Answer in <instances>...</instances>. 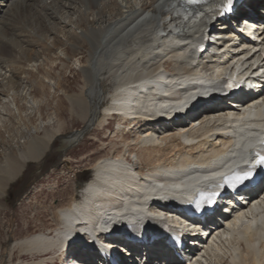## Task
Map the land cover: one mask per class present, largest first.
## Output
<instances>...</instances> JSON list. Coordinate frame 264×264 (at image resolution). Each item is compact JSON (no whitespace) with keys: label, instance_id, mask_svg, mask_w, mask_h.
Masks as SVG:
<instances>
[{"label":"bare ground","instance_id":"1","mask_svg":"<svg viewBox=\"0 0 264 264\" xmlns=\"http://www.w3.org/2000/svg\"><path fill=\"white\" fill-rule=\"evenodd\" d=\"M261 1H244L243 9H247L244 11L251 13L250 24L243 30L240 28L243 37L239 33L232 34L233 39L242 37L241 44L230 46L236 52L234 56L240 54L232 65L243 55L245 59L241 64L250 69V57L264 49V12L259 15L255 12ZM216 5L217 0H208L192 11L182 0H0V42L9 45L13 41L8 36L10 25L31 12V7L36 14L44 16L46 23H51L45 28L41 16L28 14L24 19L31 21L33 35H61L53 38L50 45L62 58L47 59L38 52L34 54L28 46H20L25 54L18 51V56L9 59L13 71L9 64H0L2 85L14 93L15 99L23 100L26 115L36 111L40 103L31 95L33 83L37 81L30 80L28 86L21 84L29 74L24 68L20 71L21 81L17 79L16 63L24 61L47 70L56 62L63 68L68 67L75 58L77 65L74 66L80 70L82 81L79 93L65 92L58 86L59 79L51 82L50 70L39 83L50 82V92H62L69 101L70 112L88 121L93 113L92 99L102 96L100 80L107 77L113 83L114 92L97 123L103 125L116 113L118 130L130 132L136 127L131 143L126 142L121 132L119 141L125 149L115 146V155L94 163L92 177L78 186L79 199L73 196L69 204L55 208L57 226L52 229L53 233L37 232L18 242L20 247L43 256L33 261L34 264H55L56 258L64 262L71 250L89 245L92 240L105 239L103 235L110 230L134 229L152 235L149 226L156 223L160 204L165 206L169 200L178 198L180 203L184 202L200 186L214 183L217 173L243 163L249 150L257 147L258 139L264 136V112L255 113L257 109L240 111V105L235 103L214 106L196 118H192V113L180 118L173 116L171 120L155 115H173L182 106L191 105L207 88L214 87L210 78L211 64L194 65L192 45L199 38L202 25L212 20L215 12L211 8ZM243 18L247 17L241 18L245 22L247 19ZM84 43L88 54L86 60L81 61L75 55ZM66 45L70 47L69 53ZM260 67L264 68V59ZM255 75L257 69L252 68L251 80ZM41 86L44 88L43 84ZM11 108L0 92V122L5 118L4 110L12 114L20 112L18 102L13 110ZM63 126L64 121H58L44 134L37 133L41 125L24 128L26 148H20L14 155L6 149L1 153L0 197L26 162L37 161L44 155ZM24 133L18 135L20 142ZM13 141L16 142L15 138ZM133 152L138 159L144 157L146 169H132L133 159L126 154ZM226 162L230 163L223 165ZM261 201L254 220L247 221V215L235 219L228 229L213 230L212 236L198 239L203 243L200 249L186 254L188 262L176 261L175 264H264V198ZM122 204L124 207L120 210L118 207ZM252 222L256 225L252 226ZM140 246L133 249V256L125 264H139L142 256L149 254L144 257L147 263L142 264H162L163 255H157L155 241L149 236ZM159 250L167 251L165 246Z\"/></svg>","mask_w":264,"mask_h":264},{"label":"rangeland","instance_id":"2","mask_svg":"<svg viewBox=\"0 0 264 264\" xmlns=\"http://www.w3.org/2000/svg\"><path fill=\"white\" fill-rule=\"evenodd\" d=\"M31 8V12H26L10 25L8 36L14 42L11 41L9 45L6 42H0V64L11 65L9 59L18 56L19 52L25 54L20 50L27 48V46V49L34 51V54L38 52L45 55L47 59L62 58L53 52V50L57 52V49L50 45L54 41L53 38L61 35L53 37L54 35L50 33L47 36L37 33L42 35V38L32 34L34 30H31V21L24 19L31 16L32 12L37 17L41 16L40 21L45 28H49L51 23H46L43 19L44 16L41 13L36 14V11H32L34 10L33 7ZM57 19L60 20V17ZM26 28L29 29V32ZM20 46L24 48H19ZM66 51L69 53V45H66ZM87 54V44L84 43L75 56L81 61H85ZM72 60L69 66L64 68L61 67L60 62L52 63L53 66L50 69L48 67V72L46 68L40 66L34 72L22 68L29 76L23 79L24 82L21 84L25 83L28 86L31 79L32 82L37 81L36 84L33 83V91L31 92L39 100V106L36 111L26 115L27 112H23L26 110V105L23 100L18 98L16 100L20 104V112L11 115H4L3 113L5 118L0 122L1 156L5 149L14 155L20 148H26L24 128L41 125L37 133L44 134L49 133L51 127L57 125L58 121H64V126L60 133L54 137L44 155L37 161L26 162L21 173L9 181L3 189V194L0 197V264H34L33 261L43 257L35 251L29 252L26 247H20L18 242L37 232L53 233L52 229L57 226L55 208L69 204L73 196L79 199L77 189L92 177L94 173L92 167L96 161L115 155L116 147L119 150L125 149L119 141L121 132L124 133L123 136L126 137L127 143H131L134 138L136 127L130 132L118 130V126L114 124V121L118 119L117 116L114 119L109 118L103 125L97 123V119L102 116L104 108L109 105L110 96L114 92L113 83L107 77L100 80L102 96L92 99L90 108L93 109V113L88 121H84L79 115L70 112L69 101L61 95L62 92L58 93L57 90L53 93L50 92V82L39 83V79L44 81V75L49 74L50 70L51 82L59 79L60 85L58 86L66 90L65 92L79 93L82 85L81 73L74 66L77 65L75 58ZM17 77L21 81L20 72ZM14 79L17 81L16 78ZM14 83L18 84L15 81ZM42 84L44 88H42ZM6 111L11 113L8 109ZM22 133L24 136L20 137V142L18 135L22 136ZM11 137L15 138V143L14 138L11 139ZM126 155L128 158L134 157V153H127ZM138 155L140 156L139 151ZM139 158L141 168L134 164L132 166L134 171H142L148 166L143 156ZM58 260L57 258L54 259L53 263L56 261L55 264H60Z\"/></svg>","mask_w":264,"mask_h":264},{"label":"snow or ice","instance_id":"3","mask_svg":"<svg viewBox=\"0 0 264 264\" xmlns=\"http://www.w3.org/2000/svg\"><path fill=\"white\" fill-rule=\"evenodd\" d=\"M190 2H196V0H190ZM232 5V0H227V5L225 6V11L230 10V6ZM251 175V173H247L245 175H238L235 177L237 183L243 182L244 180L248 179V177ZM209 203L211 204L212 201L209 200Z\"/></svg>","mask_w":264,"mask_h":264},{"label":"trees","instance_id":"4","mask_svg":"<svg viewBox=\"0 0 264 264\" xmlns=\"http://www.w3.org/2000/svg\"><path fill=\"white\" fill-rule=\"evenodd\" d=\"M14 186V185H13Z\"/></svg>","mask_w":264,"mask_h":264}]
</instances>
